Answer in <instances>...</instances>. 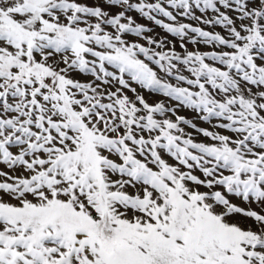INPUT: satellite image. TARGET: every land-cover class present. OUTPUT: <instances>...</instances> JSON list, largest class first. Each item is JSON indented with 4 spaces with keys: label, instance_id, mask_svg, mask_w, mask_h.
Masks as SVG:
<instances>
[{
    "label": "snow or ice",
    "instance_id": "6c2138e0",
    "mask_svg": "<svg viewBox=\"0 0 264 264\" xmlns=\"http://www.w3.org/2000/svg\"><path fill=\"white\" fill-rule=\"evenodd\" d=\"M0 264H264V0H0Z\"/></svg>",
    "mask_w": 264,
    "mask_h": 264
}]
</instances>
